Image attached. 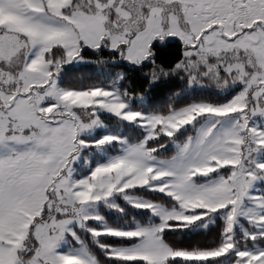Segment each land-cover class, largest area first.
Masks as SVG:
<instances>
[{
	"label": "snow or ice",
	"instance_id": "6c2138e0",
	"mask_svg": "<svg viewBox=\"0 0 264 264\" xmlns=\"http://www.w3.org/2000/svg\"><path fill=\"white\" fill-rule=\"evenodd\" d=\"M0 264H264V0H0Z\"/></svg>",
	"mask_w": 264,
	"mask_h": 264
}]
</instances>
